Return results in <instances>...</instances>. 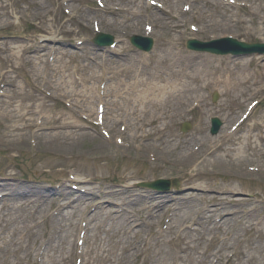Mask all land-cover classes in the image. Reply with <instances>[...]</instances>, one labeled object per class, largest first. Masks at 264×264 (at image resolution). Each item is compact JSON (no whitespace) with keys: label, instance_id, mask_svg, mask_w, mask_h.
Masks as SVG:
<instances>
[{"label":"rangeland","instance_id":"1","mask_svg":"<svg viewBox=\"0 0 264 264\" xmlns=\"http://www.w3.org/2000/svg\"><path fill=\"white\" fill-rule=\"evenodd\" d=\"M148 1L101 0V8L96 0H0V36L5 37L0 39V90L9 94L2 102L4 112L11 115H0V178H8L5 183L20 182L24 188L40 185L55 192H61L64 186L76 194L89 189V194H93L90 213L101 193L120 190L127 194L118 198L126 196L132 201L139 195L149 208L151 197L159 193L138 188V183L170 180L172 189L163 195L196 205L194 214L166 209L151 227L144 228V205L135 207L133 213L128 209L129 213H125L137 223L134 228L124 226L125 234L130 237L132 233H127L131 230H140L138 240L148 236L152 244L144 255L149 264H161L156 262L158 258L167 264H190L192 260L195 264H210L219 255L222 260L218 264H226L234 247L239 252L230 264H264V221L258 224L264 218V57L221 58L189 52L185 47L190 39L208 42L227 36L244 42H264V0H153L162 8H150ZM185 6L192 12L186 14ZM192 27L198 31L193 32ZM98 32L114 36L118 42L108 56L103 53L106 48H94L92 40ZM145 35L155 41L148 60L153 69L143 66L142 58L146 56L129 43L131 36ZM50 45L56 55L49 53ZM42 48L45 51L40 53ZM190 58L196 62L194 66ZM47 74L54 89L44 85L43 76ZM155 74L160 79L154 80ZM246 76L248 84H237ZM135 79L147 80L148 85L156 87L155 95L163 92L166 96L171 84L173 88L175 84H186L198 90L191 96H181L183 101L188 96L186 104L177 108L179 115L167 120L163 130L157 121L150 127L145 125L140 108H135L130 117L122 116L132 109L129 88ZM105 83L109 91L105 124L111 139L83 119L94 120L96 88ZM135 89L138 92L146 87L137 85ZM214 94L218 95L216 102ZM193 100L200 102V109L190 113L195 107L191 106ZM254 101L260 104L251 118L224 139L246 106ZM167 110L175 109L169 105ZM213 117L223 123L216 137L210 135L209 121ZM41 121L43 125L38 127L36 122ZM126 121L128 128L123 133L120 126ZM257 123H262V127ZM185 124L191 128L186 133L182 132ZM203 126L204 132L199 133ZM146 133L150 134L145 137ZM167 135L172 136L170 144L164 142ZM248 136L251 139L247 145ZM118 137H124L129 149L117 144ZM186 155L190 156L189 161L185 160ZM74 180L89 183L78 184ZM190 198L194 200L191 202ZM32 201L27 197L22 204L26 207ZM112 202L110 207L117 211L123 201ZM10 203H1L0 210ZM44 208L50 214L59 209L57 204H46ZM209 209L226 210L220 226L214 223L215 213L208 222L202 219ZM176 215L181 220L175 223ZM81 217L82 214L68 221L70 226L60 247H64L63 252L57 249L55 254L49 250L43 259L36 254L47 236L48 223L37 218L35 229L26 224L30 227L24 226L18 233L13 231L16 226L12 223L11 233H5V238L18 240L21 249L15 254L0 253V264H74L76 257L83 264H111L118 250V238L108 234V221L102 224V230L90 227L82 257L77 247L72 250ZM197 218L202 230L195 226ZM224 219L232 220L231 227L222 225ZM193 228L196 229L191 231ZM208 228L213 230L211 235L204 232ZM22 232L26 236L20 238ZM222 240L226 244L218 253ZM97 245L103 251L101 259L97 258ZM159 247L162 253L156 255ZM145 257L139 260L140 264ZM129 261L132 264L134 259Z\"/></svg>","mask_w":264,"mask_h":264},{"label":"bare ground","instance_id":"2","mask_svg":"<svg viewBox=\"0 0 264 264\" xmlns=\"http://www.w3.org/2000/svg\"><path fill=\"white\" fill-rule=\"evenodd\" d=\"M45 41L51 42L49 39H46ZM43 51H45V48H42L40 53H42ZM31 52L34 54H40L39 51H35V50H31ZM169 55L171 57L173 56V54H169ZM190 59L191 61H193L191 62V66H194L196 62L192 58ZM87 61H91V60L87 59ZM151 66L152 65H150V68L153 69V67ZM156 79H160V77L157 74L154 75V80ZM148 84L149 83L147 80L135 79L134 86L133 87L130 86L129 88L130 92L132 93L130 95L131 96L130 100L134 102L132 105V111H130L128 114L123 113L122 116H125V115L126 117L127 115L132 116V114L135 111V108H140V114L144 118V121L146 122L145 125H149L150 127L152 126V123L157 121L158 123L161 124L162 127H164L163 130L167 126V120L169 119L175 120L177 116L179 115L177 108L180 107L181 105L186 104L185 98H187L188 96L183 98L185 102L182 100L181 96H183L184 94L191 96L192 94L197 93V90H198V89H194V90L190 89L188 88L186 84H183L181 87L175 84L176 86L173 88L172 87L173 84H171L169 88L170 91L169 93H167L166 96L165 94H163V92L160 93L161 95H155L156 87L150 86ZM237 84L239 85L248 84L247 76L242 81L238 79ZM48 85L51 86L50 84ZM137 85L139 87L142 85L143 87H146V89H143L137 92L135 89ZM161 89H158V90H161ZM106 91H107L106 92L107 95H109V91L108 90ZM123 92H120V94H122ZM253 93L255 92H251V95ZM8 95L9 94H7L6 97H8ZM13 96L14 95L11 94L10 98H12ZM174 101H175V104H174ZM0 105L2 107L0 115H2V113L4 115L8 114L4 112V108H3L4 103L2 101L0 102ZM169 105L173 106L175 110L174 111L167 110L169 108ZM8 115L11 116L10 114ZM146 118H148V120ZM142 128H143V125H142ZM159 131H162V130H159ZM199 131H200L199 133L204 132V126L200 127ZM149 134L150 133H146L144 136L146 137ZM170 137L172 138V136H169V135L164 137V142L170 144L172 141L170 140ZM250 139H251V136H248L246 139L247 145L249 144ZM149 147L152 148V146H143V148H146V149H148ZM154 148H155V145H154ZM216 148L218 149L219 146L217 145ZM226 157L228 158L227 155ZM220 159L222 160L221 157ZM185 160L189 161L190 156L186 155ZM0 192L4 193V197L2 201H5V203L11 202L6 208H3V209L1 208L0 210V253L3 252L6 254H9V253L15 254L19 252L21 249L20 245L18 244L19 243L18 240L16 241V240H13L12 238L10 239L5 238V233H8V234L11 233L12 229L10 225H12V223H14L16 226L14 227L13 231L16 230V233H18L19 231H21L22 227L24 226L26 228L30 227V226H27L26 224H30V225L32 224V226H34L32 229H35V227L37 226V220H38L37 218L44 219L45 223H48V228L51 225L53 226L49 228L50 231L47 234V236H44L50 241L49 244H47L45 253H47L49 250L50 251L54 250L55 254H57L58 253L56 252L57 249H59L61 253L63 252L64 247H62V250L60 247L62 246L65 233H67V228L70 226V224H68V221H70L74 216L77 217V215L80 216L81 214H84L87 216L85 217L83 216L82 218L84 219L83 222L84 221L87 222L88 230L90 229V227H92V225H94V229H96L97 231L102 230V224L108 221L110 224V228H111L110 229L111 232L108 234L112 236V238L117 236L118 240L116 241L115 246L118 250L111 264H129V260L132 257L135 256L136 258H138L142 256L143 254L145 255L148 254L150 251V245L152 244L151 242H149V244H145V247L143 246V244H140L141 240H138V238H140L139 237L141 233L140 230H134V229L131 230L129 233H127L128 235L132 233V236L130 237L125 234L124 226H130L132 228H134L135 226L137 227V223L134 222L135 220H132L133 218L131 219V217L125 214V213H129L128 210H130L133 213L135 212V207H141L144 205L143 207L147 211L146 214L142 216V225L144 228L151 227L153 221L158 218L159 213L163 212L166 209L174 208V209H177V212H183L187 214L188 212H190V214L191 213L194 214L196 212V205L187 204L186 202H181L180 198L175 200L173 197L171 196L168 197L166 195H158L157 197H151L153 200V203L151 207L147 208L145 206L147 204V201L141 199L139 195H135V198L132 201L131 199L129 200V197H126V196L123 198H118L119 195H124V193H126L124 192V190L101 193L99 195L100 200L97 206L94 207V210L92 211V213H90L91 211H89V208H93L91 206L92 200L86 202V200L88 199L84 200V198H80V200H77L75 203L74 202L69 203L66 197L62 198L64 196H67L68 194L72 195L71 191H69L66 186L62 188L61 192H55V191H47L43 189L40 185L36 186L35 189H33L30 187L24 188V185L20 182L2 183L1 181L0 182ZM89 195H93V194H89ZM27 197L28 199L33 200V201L31 202V204L28 203V205L24 207L25 203L22 204V201H25ZM88 198H90V196H88ZM20 199L21 201H19ZM190 199H191V202L194 200V198H190ZM114 200L123 201L121 202L122 203L121 205H117V209H116L117 211H115V209L110 207L111 204L114 203L112 202ZM47 203H49V205L51 206L57 204L59 208L69 207L71 209L68 210L67 212L63 211L62 209L57 210L60 213V216L59 218L54 219L51 216L50 212L44 208V205H46ZM79 203H81V205ZM28 208L30 209V213H28L27 215ZM31 209H32V212H31ZM225 209H216L213 211L209 209L208 213L202 219L208 222L211 217L213 216L215 217L214 215L215 213L217 215L215 219L219 221H216L214 223L220 226L223 218L227 216L225 213L226 211ZM140 211L141 209L139 210V212ZM134 215L137 216L136 214ZM231 215L233 216L234 214H231ZM175 217H176V220L174 218L173 222L176 223L178 222V220H181L178 215H176ZM195 222H197L195 223V226L198 228L197 230H202L203 225L200 224V221L198 218ZM231 223H232V220L224 219V222L222 225L231 227ZM217 228H218L217 226H214V229H217ZM204 232H206L207 235H211L213 230L211 228H208L207 231H204ZM13 234H15V232H13ZM22 236H23V232L19 234L20 238ZM224 243H225L224 240H222L220 243V246L217 248L218 252H221L224 249V246L226 244ZM99 245H97V250L99 249ZM156 253H157L156 255H159L162 253V250L160 247L157 249ZM129 254H130V257H129ZM97 255H98L97 258L101 259L103 257V251L99 249L97 251ZM162 260L163 259H161V261ZM161 261L159 258L156 259V262L158 263L167 264V263H162ZM193 262L194 260H192L190 264H195Z\"/></svg>","mask_w":264,"mask_h":264},{"label":"water","instance_id":"3","mask_svg":"<svg viewBox=\"0 0 264 264\" xmlns=\"http://www.w3.org/2000/svg\"><path fill=\"white\" fill-rule=\"evenodd\" d=\"M111 39H109V41H110ZM159 185V184H158Z\"/></svg>","mask_w":264,"mask_h":264}]
</instances>
